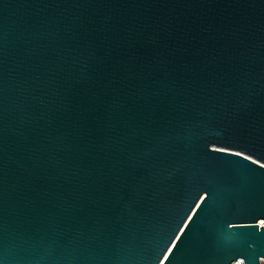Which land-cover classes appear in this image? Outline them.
Returning a JSON list of instances; mask_svg holds the SVG:
<instances>
[{
	"label": "water",
	"instance_id": "1",
	"mask_svg": "<svg viewBox=\"0 0 264 264\" xmlns=\"http://www.w3.org/2000/svg\"><path fill=\"white\" fill-rule=\"evenodd\" d=\"M261 259L264 0H0V264Z\"/></svg>",
	"mask_w": 264,
	"mask_h": 264
},
{
	"label": "built area",
	"instance_id": "2",
	"mask_svg": "<svg viewBox=\"0 0 264 264\" xmlns=\"http://www.w3.org/2000/svg\"><path fill=\"white\" fill-rule=\"evenodd\" d=\"M263 225V224H260ZM236 264H244L242 260H239ZM260 264H264V259H261Z\"/></svg>",
	"mask_w": 264,
	"mask_h": 264
}]
</instances>
